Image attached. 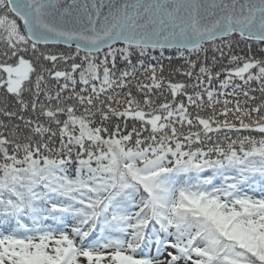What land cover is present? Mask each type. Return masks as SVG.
I'll list each match as a JSON object with an SVG mask.
<instances>
[{
  "label": "snow or ice",
  "instance_id": "snow-or-ice-1",
  "mask_svg": "<svg viewBox=\"0 0 264 264\" xmlns=\"http://www.w3.org/2000/svg\"><path fill=\"white\" fill-rule=\"evenodd\" d=\"M0 264H264V0H0Z\"/></svg>",
  "mask_w": 264,
  "mask_h": 264
}]
</instances>
